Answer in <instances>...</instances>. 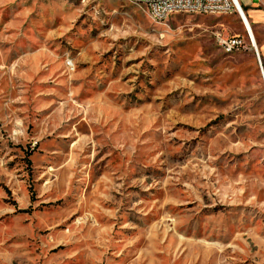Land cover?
Returning a JSON list of instances; mask_svg holds the SVG:
<instances>
[{"label":"rangeland","instance_id":"rangeland-1","mask_svg":"<svg viewBox=\"0 0 264 264\" xmlns=\"http://www.w3.org/2000/svg\"><path fill=\"white\" fill-rule=\"evenodd\" d=\"M262 70L237 12L0 0V264H264Z\"/></svg>","mask_w":264,"mask_h":264},{"label":"built area","instance_id":"built-area-1","mask_svg":"<svg viewBox=\"0 0 264 264\" xmlns=\"http://www.w3.org/2000/svg\"><path fill=\"white\" fill-rule=\"evenodd\" d=\"M133 2L148 9L149 17L159 22L165 21L174 13H186V9H194V13L201 14L238 13L236 0H133ZM217 40L226 53L239 51L246 46V40L237 34L226 36L218 33Z\"/></svg>","mask_w":264,"mask_h":264},{"label":"crops","instance_id":"crops-1","mask_svg":"<svg viewBox=\"0 0 264 264\" xmlns=\"http://www.w3.org/2000/svg\"><path fill=\"white\" fill-rule=\"evenodd\" d=\"M242 3L246 12L245 15L254 35L257 50L259 55L261 53L264 58V0H257V2L255 0H242ZM243 24L246 28L244 22Z\"/></svg>","mask_w":264,"mask_h":264},{"label":"bare ground","instance_id":"bare-ground-1","mask_svg":"<svg viewBox=\"0 0 264 264\" xmlns=\"http://www.w3.org/2000/svg\"><path fill=\"white\" fill-rule=\"evenodd\" d=\"M133 2V0H130ZM135 3V2H134ZM236 3H237V7H238V13H239V16L241 17V19L243 20V22L245 23L246 25V28H247V34H248V37H249V40L251 41L253 47H254V50L256 51V54H257V59L260 60L259 64H260V67H261V70H262V62H261V58H260V55H259V52L257 50V47H256V44H255V39H254V35L252 33V30L250 28V25L248 23V20H247V17L245 15V12L243 11V8L239 2V0H236ZM140 5V4H139ZM146 9V8H145ZM148 15H149V10L146 9ZM186 13H194V9H186ZM153 20V19H152ZM154 21V20H153ZM154 22H159V21H154ZM262 73H263V77H264V72L262 70Z\"/></svg>","mask_w":264,"mask_h":264},{"label":"trees","instance_id":"trees-1","mask_svg":"<svg viewBox=\"0 0 264 264\" xmlns=\"http://www.w3.org/2000/svg\"><path fill=\"white\" fill-rule=\"evenodd\" d=\"M243 7V6H242ZM243 9H244V7H243ZM244 11H245V9H244Z\"/></svg>","mask_w":264,"mask_h":264},{"label":"water","instance_id":"water-1","mask_svg":"<svg viewBox=\"0 0 264 264\" xmlns=\"http://www.w3.org/2000/svg\"><path fill=\"white\" fill-rule=\"evenodd\" d=\"M256 2H257V0H255ZM259 62H260V60H259Z\"/></svg>","mask_w":264,"mask_h":264}]
</instances>
